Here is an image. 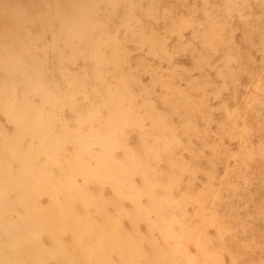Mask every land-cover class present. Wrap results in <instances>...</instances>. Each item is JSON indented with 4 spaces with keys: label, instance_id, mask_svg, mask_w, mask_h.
<instances>
[{
    "label": "rangeland",
    "instance_id": "rangeland-1",
    "mask_svg": "<svg viewBox=\"0 0 264 264\" xmlns=\"http://www.w3.org/2000/svg\"><path fill=\"white\" fill-rule=\"evenodd\" d=\"M0 264H264V0H0Z\"/></svg>",
    "mask_w": 264,
    "mask_h": 264
}]
</instances>
